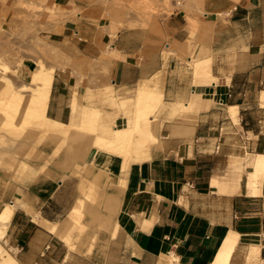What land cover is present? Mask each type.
Returning <instances> with one entry per match:
<instances>
[{
	"label": "crops",
	"instance_id": "obj_1",
	"mask_svg": "<svg viewBox=\"0 0 264 264\" xmlns=\"http://www.w3.org/2000/svg\"><path fill=\"white\" fill-rule=\"evenodd\" d=\"M10 1L0 25L17 37ZM52 3L46 52L29 47L18 75L48 78L44 107L32 109L62 124L59 149L27 177L0 169V212L16 203L0 264H212L231 233L229 264H264V176L259 193L248 188L249 162L264 154V0ZM141 88L158 95L154 137L104 143L136 121ZM81 205L92 241L68 243L63 220Z\"/></svg>",
	"mask_w": 264,
	"mask_h": 264
},
{
	"label": "rangeland",
	"instance_id": "obj_2",
	"mask_svg": "<svg viewBox=\"0 0 264 264\" xmlns=\"http://www.w3.org/2000/svg\"><path fill=\"white\" fill-rule=\"evenodd\" d=\"M10 5L19 11V34L17 37L12 34L7 36L0 25V169L7 177L23 178L28 175L29 165L33 169L41 163L39 171H42L45 151L59 149V143L53 142L52 138L59 135L60 127L47 122L46 126L35 117V110L41 111L44 107L48 78L41 72H33L29 84L18 75L19 65L29 47L32 51L37 49L45 54L47 46L42 37L45 22L53 21L59 8L53 5L52 0H11ZM198 64L202 69L206 66L205 62H198L195 67ZM157 100L155 91L139 90L134 99L136 121L131 120L128 128L115 131L111 140L102 139L104 143L121 145L132 140L137 145L147 146L154 137L149 128L148 115L153 111L152 103ZM138 125L144 132L137 130ZM88 130L92 131L93 127ZM84 209V205L74 207L63 220L64 239L68 243L76 237L92 241L88 232L92 223L84 217ZM104 225L100 223L98 229H103Z\"/></svg>",
	"mask_w": 264,
	"mask_h": 264
},
{
	"label": "bare ground",
	"instance_id": "obj_3",
	"mask_svg": "<svg viewBox=\"0 0 264 264\" xmlns=\"http://www.w3.org/2000/svg\"><path fill=\"white\" fill-rule=\"evenodd\" d=\"M207 67H208V65L202 69V66H200L198 64V66L196 67V70L199 72H202V71H205L207 69ZM200 70H202V71H200ZM209 76H210V73H209ZM212 80L213 79L211 78V81ZM145 86L146 85L144 84V88L147 87V86L146 87ZM140 90H142V88ZM145 90H147V89H145ZM231 109H233V107ZM46 122L49 125H55V126L62 127L61 126L62 124H59V123L54 122L52 120L50 121L47 119ZM136 128L139 132H144V130L141 126L138 125ZM116 131H119V130H116ZM249 164H251L253 169H252V171H250L248 173V188H249L251 193L256 194V193H259L261 180H262V177L264 176V154L257 155L251 162H249ZM15 208H16L15 203L7 204V205H5V208L0 212V237L2 234H4L3 231H5L4 230L5 226L9 222L12 214L15 211ZM237 242H238V234H236V233H231L230 235L228 234V236L223 241L220 249L218 250L212 264H229L230 258H231L232 253H233V251L237 245ZM258 254H259V247L253 246L247 253V259L253 260L252 263H255L254 260L258 258ZM10 258H12V257H10ZM10 258H9V260H10ZM2 263H4V260ZM9 263L16 264L12 261Z\"/></svg>",
	"mask_w": 264,
	"mask_h": 264
}]
</instances>
